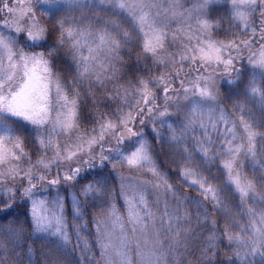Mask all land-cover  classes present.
Masks as SVG:
<instances>
[{
    "label": "clouds",
    "instance_id": "1",
    "mask_svg": "<svg viewBox=\"0 0 264 264\" xmlns=\"http://www.w3.org/2000/svg\"><path fill=\"white\" fill-rule=\"evenodd\" d=\"M141 16L148 22L142 24ZM42 22L53 40L61 24L108 34L109 50H100L84 72L67 38L47 52L38 49L35 54L47 60L52 81L48 124L38 129L0 113V136L8 138L9 147L17 141L22 145L15 149L19 159L0 165V264H102L93 213L109 198L122 206V178L147 185L154 214L148 228L131 239V264H244L237 247L264 227V64L257 62L264 51V0H51ZM153 30L161 36L154 52L145 49ZM201 49L218 50L231 63L226 67L201 59ZM10 71L4 60L0 72L8 76ZM19 79L17 72L13 84ZM5 85L7 93V80ZM145 86L151 93L147 104ZM61 95L76 102L75 127L67 131L54 123L65 111ZM122 113L143 120L136 125L139 139L165 185L156 190L145 168L132 169L126 162L116 168L96 165L89 176L98 191L81 197L87 224L80 231L88 238V250L75 232L66 242L38 230L30 213L32 199L81 191L80 186L51 189L41 183L38 177L46 173L39 162L52 160L55 146L91 134L105 118L118 123ZM242 121L256 133L251 148ZM50 131L55 146L42 147L39 137ZM238 144L244 145L239 153L229 151ZM226 159H233L234 173L253 184L246 199L230 181ZM56 167L53 161V173ZM201 184L212 191L205 192ZM68 220L70 225V212Z\"/></svg>",
    "mask_w": 264,
    "mask_h": 264
},
{
    "label": "snow or ice",
    "instance_id": "2",
    "mask_svg": "<svg viewBox=\"0 0 264 264\" xmlns=\"http://www.w3.org/2000/svg\"><path fill=\"white\" fill-rule=\"evenodd\" d=\"M50 4L51 0H40L38 5L35 0H0V68L3 67L4 60H7L11 70L8 76L0 72V113L6 112L18 117L38 129L46 126L51 117L49 99L52 81L48 62L43 55L35 54L37 50L44 49L47 52L55 46H62L63 40L67 38L73 57L79 58L83 71L88 72L92 66L89 62L97 58L100 50H109L110 41L108 34H94L88 29L66 27L63 24L57 29L56 39L53 40L54 34L48 31L42 22L48 15ZM236 15L241 20L245 19L243 12H237ZM140 22L147 23V17L141 16ZM160 43L159 32L153 30L145 39V49L154 52ZM85 50L87 55H84ZM200 57L224 63L226 67L231 63L222 60L218 50L211 52L201 49ZM257 62L264 64V51L258 55ZM17 72L20 79L18 83L13 84ZM206 93L207 90H203V94ZM142 94L145 103H149L148 97L151 93L147 86L142 89ZM60 99L65 103V111L57 114L55 128L67 131L75 127L76 102L63 95ZM147 111L151 112V109ZM163 115L165 113L161 112V116ZM137 123L142 125L143 120L132 113H122L118 117V123L105 118L91 134L79 137L73 144L64 147L55 146L52 131L47 137H39L42 147L55 146L52 160L45 159L39 162L40 168L46 173L38 177L40 182L47 184L51 189H58L62 185L80 186L81 191L69 193L67 196L57 194L51 200L32 199L30 213L38 230L50 231L66 242L69 241L72 232H75L79 237L80 246L85 251L88 250V238L80 231L81 227L87 224L81 211V197L87 198L89 193L98 191L97 185L90 182L89 176L90 170L96 165L110 163L112 168H116L119 163L126 162L132 169L145 168L153 177L155 183L152 186L156 190L165 185L164 178L153 165L148 146L139 139ZM241 127L251 148L256 133L246 122L242 121ZM6 139L8 138L0 136V165L19 159L15 149L22 150V145L18 141L15 142V148H12L5 143ZM243 148V144H238L234 148L230 146L229 151L239 153ZM53 161L58 165L54 173ZM223 164L242 200L246 199L248 194L254 191L253 184L243 180L238 173H234L233 159H226ZM28 175L30 177L31 173ZM201 187L205 192L212 191L203 184ZM30 192V188L26 189L25 194L30 195ZM119 199L122 206L109 198L108 202L93 213L92 228L102 264H131L129 258L131 239L137 232L143 233L154 220L147 185L122 178ZM69 212L72 218L70 225ZM166 215L170 219L175 218L174 213L166 211ZM260 222L264 225V215L260 217ZM236 239L239 241L240 238ZM236 252L238 256L245 257L244 264H249V258L251 264H257V260L264 264V227L256 229L253 236L247 237L246 242L243 246H238Z\"/></svg>",
    "mask_w": 264,
    "mask_h": 264
}]
</instances>
